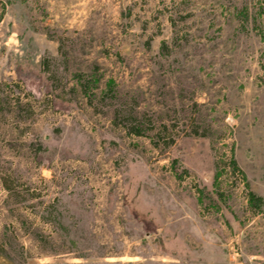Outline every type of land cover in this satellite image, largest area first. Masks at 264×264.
Wrapping results in <instances>:
<instances>
[{
	"label": "rangeland",
	"instance_id": "rangeland-1",
	"mask_svg": "<svg viewBox=\"0 0 264 264\" xmlns=\"http://www.w3.org/2000/svg\"><path fill=\"white\" fill-rule=\"evenodd\" d=\"M0 249L264 264V0H0Z\"/></svg>",
	"mask_w": 264,
	"mask_h": 264
},
{
	"label": "trees",
	"instance_id": "trees-1",
	"mask_svg": "<svg viewBox=\"0 0 264 264\" xmlns=\"http://www.w3.org/2000/svg\"><path fill=\"white\" fill-rule=\"evenodd\" d=\"M109 90H110V88H106L105 89V93H107ZM135 132L137 134H140L141 133V131L139 129L135 130ZM231 167L233 168V170H240V168H239V166H238V164H237V162H236V160H235L234 157H232V159H231ZM249 200H250V202L252 204L256 205V207H258L259 209L261 208L262 203H263V197L257 195L253 190H249ZM47 213L51 217V215L54 212L49 208V210H48ZM48 221H52L53 222L54 221V218L53 219L52 218H49ZM59 222L61 224V221H59ZM0 252L7 254L6 251H4L3 249H0Z\"/></svg>",
	"mask_w": 264,
	"mask_h": 264
},
{
	"label": "water",
	"instance_id": "water-1",
	"mask_svg": "<svg viewBox=\"0 0 264 264\" xmlns=\"http://www.w3.org/2000/svg\"><path fill=\"white\" fill-rule=\"evenodd\" d=\"M0 264H17L7 254L0 252Z\"/></svg>",
	"mask_w": 264,
	"mask_h": 264
}]
</instances>
